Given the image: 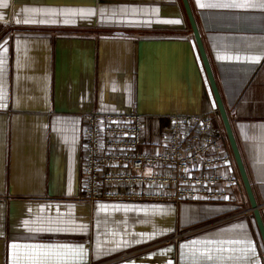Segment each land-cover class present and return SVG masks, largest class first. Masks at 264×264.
I'll list each match as a JSON object with an SVG mask.
<instances>
[{
  "label": "crops",
  "instance_id": "obj_1",
  "mask_svg": "<svg viewBox=\"0 0 264 264\" xmlns=\"http://www.w3.org/2000/svg\"><path fill=\"white\" fill-rule=\"evenodd\" d=\"M188 1L264 220V0ZM131 110L146 152L172 115L227 138L182 0H0V264H264L235 159L225 200L83 199L85 115Z\"/></svg>",
  "mask_w": 264,
  "mask_h": 264
},
{
  "label": "built area",
  "instance_id": "obj_2",
  "mask_svg": "<svg viewBox=\"0 0 264 264\" xmlns=\"http://www.w3.org/2000/svg\"><path fill=\"white\" fill-rule=\"evenodd\" d=\"M86 146L83 165V199L174 202L225 200L239 182L223 172L234 161L226 136L214 133L212 115H172L167 126V148L146 152L143 146V115L91 111L84 117ZM127 167L128 170L105 169ZM161 169L158 172L154 169ZM150 172L146 173V170ZM152 185L173 187V192L119 193L103 191V185ZM185 231L174 240L190 234Z\"/></svg>",
  "mask_w": 264,
  "mask_h": 264
},
{
  "label": "water",
  "instance_id": "obj_3",
  "mask_svg": "<svg viewBox=\"0 0 264 264\" xmlns=\"http://www.w3.org/2000/svg\"><path fill=\"white\" fill-rule=\"evenodd\" d=\"M182 1H183L185 11L187 13V17L189 19V22H190V25H191V28H192V31L194 34V37H195L196 42H197L201 58L203 60V64H204V67H205V70H206V73H207V76H208V79H209L215 100L217 103V107L219 110L221 120H222L223 125L225 127V131L227 134L229 145H230L232 153H233V157H234L236 165L238 167L242 182H243L245 190L247 192V195H248V198H249V201L251 204V208H252V211L255 215V218H256V221L258 224V228H259V231H260L263 243H264V220H263V217H262L261 212H260V207H259V205L256 201V198H255V195L253 193V189H252V186H251V183H250V180H249L245 165L243 163V159L241 157V153H240V150H239V147H238L232 126H231V122H230L227 110H226L224 103L222 101L217 83L215 81V78H214V75H213V72L211 69V65L209 63V60H208V57H207V54H206V51H205V48L203 45V41H202L200 33H199V29L197 27V23L195 21V17L193 15L191 6H190L188 0H182Z\"/></svg>",
  "mask_w": 264,
  "mask_h": 264
},
{
  "label": "snow or ice",
  "instance_id": "obj_4",
  "mask_svg": "<svg viewBox=\"0 0 264 264\" xmlns=\"http://www.w3.org/2000/svg\"><path fill=\"white\" fill-rule=\"evenodd\" d=\"M240 6V5H237ZM32 264H49V262L46 259H36L32 262Z\"/></svg>",
  "mask_w": 264,
  "mask_h": 264
},
{
  "label": "rangeland",
  "instance_id": "obj_5",
  "mask_svg": "<svg viewBox=\"0 0 264 264\" xmlns=\"http://www.w3.org/2000/svg\"><path fill=\"white\" fill-rule=\"evenodd\" d=\"M13 29H18L17 27L13 28ZM214 118V117H213ZM215 119V118H214ZM227 141H228V138H227ZM185 232V231H184ZM183 233V232H182ZM181 233H179L178 235H180Z\"/></svg>",
  "mask_w": 264,
  "mask_h": 264
}]
</instances>
